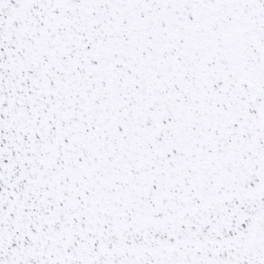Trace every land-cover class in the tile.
Segmentation results:
<instances>
[{
  "label": "snow or ice",
  "instance_id": "snow-or-ice-1",
  "mask_svg": "<svg viewBox=\"0 0 264 264\" xmlns=\"http://www.w3.org/2000/svg\"><path fill=\"white\" fill-rule=\"evenodd\" d=\"M0 264H264V0H0Z\"/></svg>",
  "mask_w": 264,
  "mask_h": 264
}]
</instances>
